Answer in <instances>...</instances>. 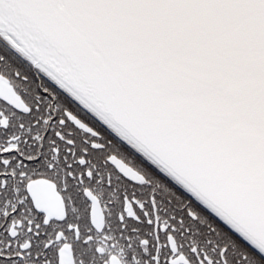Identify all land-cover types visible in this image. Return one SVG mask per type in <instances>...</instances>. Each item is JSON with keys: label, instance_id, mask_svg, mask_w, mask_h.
I'll use <instances>...</instances> for the list:
<instances>
[{"label": "snow or ice", "instance_id": "1", "mask_svg": "<svg viewBox=\"0 0 264 264\" xmlns=\"http://www.w3.org/2000/svg\"><path fill=\"white\" fill-rule=\"evenodd\" d=\"M0 264H264V0H0Z\"/></svg>", "mask_w": 264, "mask_h": 264}]
</instances>
